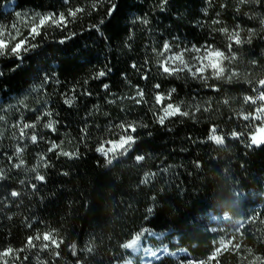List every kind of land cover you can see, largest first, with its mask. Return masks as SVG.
I'll list each match as a JSON object with an SVG mask.
<instances>
[{
	"label": "trees",
	"instance_id": "trees-1",
	"mask_svg": "<svg viewBox=\"0 0 264 264\" xmlns=\"http://www.w3.org/2000/svg\"><path fill=\"white\" fill-rule=\"evenodd\" d=\"M115 2L117 11L109 18L107 3L87 14L92 0H70V4L65 0H0V25L15 34L11 25L17 24L23 36L28 35L24 22L35 13L66 12L69 6L86 9L67 29H41V35L32 41L38 47L23 53L22 61L0 57L4 73L0 77V116L4 117L0 120V168L10 177L0 181V248H22L29 235L55 229L64 240L60 255L31 250L20 254L21 259L28 256L23 264H179L190 258L205 259L217 246L214 241L233 236L242 243L241 252L222 253L219 264H241L247 255L245 247L264 256V146L250 149L246 136L235 140L229 135L232 130L251 131L235 118V112L251 110L242 103L244 95H254L243 78H264V30L259 18L249 20L244 15L247 6L236 13L237 0H211L210 4L207 0H169L163 11L158 0ZM254 7L264 16V4ZM217 12L230 29L236 24L257 29L251 45L233 48L238 55L233 68L241 73L240 82L210 80L209 85L220 89L214 91L186 74L179 78L158 74L152 49H159L164 40L178 37L182 46L208 42L224 48L225 38L210 33L207 27ZM140 16L150 20L148 27L133 22ZM101 19L105 21L101 25L103 38L90 27ZM69 31L76 35L65 40ZM251 60L258 63L252 65ZM145 61L142 71L149 73L148 80L131 67ZM17 63L20 67L12 71ZM109 68L106 78L91 79L97 71ZM101 83H109L117 97L133 95L132 86L142 87L148 103L117 100L108 104L113 96L103 91ZM155 83L161 84L162 92L175 88L174 101L201 108L210 104L209 111L198 112L193 118L176 117L160 126L152 111ZM73 89L77 99L69 107L64 99ZM84 89L92 95H82ZM225 99H229L228 105L223 103ZM47 111L58 121L57 132L42 127L49 119L44 117L36 129L43 137L38 144L16 139L14 123L36 122L37 116ZM125 121L148 127L138 128L134 134L137 143L127 155L107 164L96 148L105 140H116L119 130L110 129ZM211 127H217V134L225 137L223 146L207 140ZM81 129H86L87 135L82 136ZM51 141H62L64 151H78L79 156L69 159L47 152ZM17 144L24 147L25 163L19 169L7 160L12 156V162H18L14 155ZM40 153H46L50 167H39ZM135 155L146 159L138 163ZM33 168L46 176V182L34 179ZM149 171L157 173L156 177L141 184ZM32 183L37 189L30 187ZM12 190L20 191L21 197H9ZM137 232H145L140 250L123 249L121 245L134 239ZM71 243L77 244L76 256L69 249ZM87 246L93 247L92 253L81 251ZM164 248L177 254L169 255Z\"/></svg>",
	"mask_w": 264,
	"mask_h": 264
},
{
	"label": "snow or ice",
	"instance_id": "snow-or-ice-1",
	"mask_svg": "<svg viewBox=\"0 0 264 264\" xmlns=\"http://www.w3.org/2000/svg\"><path fill=\"white\" fill-rule=\"evenodd\" d=\"M107 3L108 10L106 15L111 18L117 11V4L115 0H92L91 10L87 11V14H91V11L97 9L99 5ZM169 3V0H158L157 6L160 10H164L166 5ZM207 3H211V0H207ZM65 4H70V0H65ZM264 4V0H237V6L235 7V12L240 13L241 7L247 6L249 11L244 12V15L248 17L249 20H255L259 18V22L262 26L261 30H264V16H262L258 11L255 10L254 6H261ZM221 8H225L226 5L221 4ZM207 14V8L204 10ZM86 13L84 7H67L66 12H49V13H35L32 17L28 19L25 23V27L28 28V35L23 36L20 28L17 24L11 25V28L15 30V34L8 31L6 26L0 25V57L10 58L15 57L17 61L23 60V53H27L30 49L38 47L37 44L32 43L37 36L41 35V29L46 27H55L58 29H67L68 26L78 19L82 14ZM17 15H21L17 13ZM220 12L216 13V18L211 19L207 24V27L210 33H220L226 40L225 46L223 49L215 47L212 43L205 42L203 44L197 45L192 44L190 46H182L179 43V38L176 37L173 40H164L160 48H153L152 52L157 57L156 66L157 72L164 77H177L179 78L181 74H186L192 79L201 81L205 86L211 87L214 91H219L220 89L215 85H209L210 80L222 81L225 83L240 82L241 73L233 68V64L238 60L237 52L233 50L234 46L237 48L243 47L244 45H251L253 42L254 36H256L257 29L255 28H242L239 24H236L231 29L228 26L223 25V21L219 18ZM134 23H139L145 27L150 25V20L145 16L134 17ZM105 23L104 19H101L99 23L91 25V29L95 30L97 33H101V25ZM199 23V22H198ZM204 26V25H200ZM244 33V35H242ZM76 33L69 31L68 35L65 37V40L72 39ZM23 36L22 39L18 37ZM101 37L103 35L101 33ZM65 40H61L60 43H64ZM131 40V35L129 36ZM130 46V45H129ZM252 65H256L258 61L251 60ZM147 65L145 61L144 65L138 66L137 64H132L131 67L140 74V78L144 80L149 79V73L143 72L142 68ZM20 67V64L17 63L12 71H15ZM111 69L99 70L97 71L91 79L93 80H102L106 78ZM4 73L0 71V77ZM126 78V77H125ZM47 79V77L45 78ZM244 82L251 85V92L254 95H244L242 97L243 105H249L251 107L250 111L245 112L243 108L235 112V118L245 122V127L250 128L251 131L245 133L243 131L232 130L229 135L235 140H240L241 137H247L248 148H258L264 146V78L252 80L245 76ZM88 81L84 83L87 84ZM100 87L103 91L113 96L112 99H108V104H115L117 100H131L135 105L147 104L148 101L145 99L146 93L142 87L132 86L134 89V94L131 96H115L111 93V85L109 83H101ZM161 84L155 83L152 85V111L153 118L160 126H165L166 122L176 118H193L196 113L204 111H209L210 104L201 108L199 104L189 106L184 101H174L173 95L176 93L175 88L167 90V92L160 91ZM82 95L91 96L92 93L87 89H84L81 92ZM77 99L76 90H72L71 96H66L64 103L72 107ZM23 104V101H20ZM225 105L229 104V99L223 101ZM25 107H27L25 105ZM98 107V106H97ZM44 117H48L46 122L42 124V127L50 130L52 133L57 132L58 121L53 119V112L47 111L37 116L36 122H23L22 120L17 121L12 125L13 128L17 129L18 135L16 139L19 141L28 140L32 144H38L43 137L38 135L36 129L37 125L40 123ZM232 118V117H230ZM4 117L0 116V120H3ZM147 128V124H138L136 121H125L114 125L110 131L118 129V138L116 140H105L96 148V151L100 153L103 157L106 158L107 164H112L113 160L117 156H125L132 149L133 146L137 143L138 137L134 134L137 133L138 128ZM32 131L29 133L28 130ZM217 127H211L209 130V135L207 140L213 142L215 145L223 146L225 144V137L223 135L217 134ZM16 135V134H14ZM81 135H87L86 129H81ZM151 135V133H149ZM61 143L51 141L48 144L47 152L55 153L57 156L67 157L69 159H74L79 156V152H70L64 151L61 147ZM24 152V147H21L20 144L15 146V157L18 162L13 163V157L7 156V160L11 167L19 169L21 168L25 161L22 158ZM136 162L145 161L146 157L144 155H135ZM39 167L47 168L50 167V163L47 159L46 153L38 154ZM199 167V164H197ZM31 171L36 172V169L33 168ZM163 171L167 172L168 169L164 168ZM67 175V173H65ZM157 173L155 172H146L143 176V179L140 181L141 184L147 185L156 177ZM10 177L8 173L0 168V181H6ZM36 181L41 183L46 182V176L36 172L34 177ZM21 184H24V181H20ZM30 187L35 190L37 189V184L32 183ZM8 196L11 198L21 197V192L17 190H12L8 193ZM8 197H5L7 200ZM148 213L153 211L152 208H149ZM11 219V217H8ZM255 220V217L252 218ZM28 227H31L29 224ZM241 227V226H240ZM147 231V230H145ZM239 231V227L237 228ZM145 235V232H137L134 239H131L127 243H123L121 247L125 250L132 249L134 251L140 250V243L142 237ZM241 233V239H242ZM64 243L63 238L59 236V233L55 229H50L47 231H36L35 234L29 235L25 241L24 247L14 248L11 245L0 248V264H23L24 261L28 260V256L24 255L21 259V253L28 252L31 250L47 251L53 256H59L61 245ZM214 244H217L214 251L206 257L205 259H187L181 260L179 264H212L213 261H216V264H219L218 257L224 252H235L239 254L242 249V243L237 241L236 237L233 236L231 239H221L218 242L214 241ZM69 249L72 255L76 256L78 253V248L76 243H71ZM81 251H86L88 253L93 252L92 246H87ZM145 252L150 251L149 249H144ZM187 252L186 249L183 250ZM244 251L247 255L241 258V264H264V256L254 255L252 249L244 248ZM163 252L175 256L176 252H168L167 248L163 249ZM151 255L157 256L156 252H151ZM157 258H159L157 256ZM79 264V261H78Z\"/></svg>",
	"mask_w": 264,
	"mask_h": 264
}]
</instances>
